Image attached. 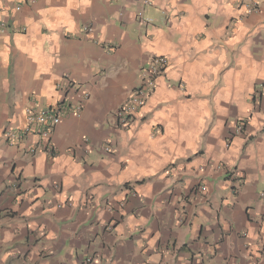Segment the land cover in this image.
<instances>
[{
    "label": "crops",
    "instance_id": "obj_1",
    "mask_svg": "<svg viewBox=\"0 0 264 264\" xmlns=\"http://www.w3.org/2000/svg\"><path fill=\"white\" fill-rule=\"evenodd\" d=\"M241 2L0 0V264H264V0ZM62 102L53 156L4 141Z\"/></svg>",
    "mask_w": 264,
    "mask_h": 264
},
{
    "label": "built area",
    "instance_id": "obj_2",
    "mask_svg": "<svg viewBox=\"0 0 264 264\" xmlns=\"http://www.w3.org/2000/svg\"><path fill=\"white\" fill-rule=\"evenodd\" d=\"M241 7L246 14L258 12L260 9L261 0H241ZM15 9H19L18 6ZM4 23L0 21V29H3ZM168 66L166 57L156 55L151 58L148 65L140 70V83L128 95L122 105L115 111L114 119L116 125H125L128 120L135 117L140 109L145 105L148 98L156 88L157 80L164 75ZM58 86L63 87V83ZM257 91H260V87ZM88 93H83L82 99L86 100ZM82 109V103L71 105L67 102H62L49 106L43 109L26 108L25 109V124L20 128H6L3 131L4 141L11 146L19 145L27 137H30L33 142L41 143L42 150L50 157L54 155V147L50 142V133L52 129L61 121L68 113H79ZM34 143V144H35ZM32 144V143H31ZM31 145L28 147V152L34 155L36 148ZM200 191H206V187H200ZM260 228L264 229V219L259 220Z\"/></svg>",
    "mask_w": 264,
    "mask_h": 264
},
{
    "label": "rangeland",
    "instance_id": "obj_3",
    "mask_svg": "<svg viewBox=\"0 0 264 264\" xmlns=\"http://www.w3.org/2000/svg\"><path fill=\"white\" fill-rule=\"evenodd\" d=\"M8 258H5L4 264H18V261L14 257L7 256Z\"/></svg>",
    "mask_w": 264,
    "mask_h": 264
}]
</instances>
